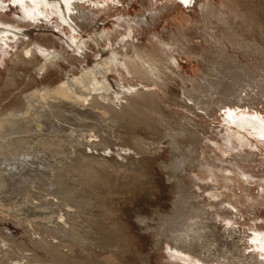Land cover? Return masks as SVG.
<instances>
[{
  "label": "bare ground",
  "instance_id": "6f19581e",
  "mask_svg": "<svg viewBox=\"0 0 264 264\" xmlns=\"http://www.w3.org/2000/svg\"><path fill=\"white\" fill-rule=\"evenodd\" d=\"M80 1L0 0V264L109 263L97 248L117 250L122 242L106 234L99 213L111 214L110 197L152 183L148 162L178 147V136L189 141L181 145L185 154L159 164L182 195L152 228L155 247L164 248L172 264H242L258 256L264 264V229L248 235L251 255L239 253L233 210L241 209L220 190L238 170L255 178L234 162L242 155L236 150L253 139L264 145L258 111L264 107V0H172L177 7L195 1L199 18L184 17L166 33L153 30L147 44L138 37L143 22L153 25L145 13L118 14L114 28L99 25L85 38L83 29L110 2ZM154 4L146 9L156 17ZM199 20L203 25L191 30ZM29 25L51 26L67 38L28 39ZM198 37L204 42L193 41ZM102 45L111 53L101 52ZM182 54L204 71L188 74ZM88 55L97 56L95 64ZM222 109L220 125L212 127ZM163 129L167 146L155 138ZM119 157L126 163L114 160ZM211 213L222 226L205 220ZM227 234L233 237L227 263L203 253L207 239Z\"/></svg>",
  "mask_w": 264,
  "mask_h": 264
},
{
  "label": "rangeland",
  "instance_id": "374dc122",
  "mask_svg": "<svg viewBox=\"0 0 264 264\" xmlns=\"http://www.w3.org/2000/svg\"><path fill=\"white\" fill-rule=\"evenodd\" d=\"M98 1L99 0H91V2H95V4L98 3ZM219 1L221 2V0ZM83 2L86 5L90 4V2L87 0L80 1V3ZM109 2L110 8L106 12H102L101 15L96 18L92 24L87 25L85 27V30L83 29L85 38L89 37L88 35H90L91 32H93L94 28L98 27L99 25L105 26L106 28L110 29L114 28L116 23H118V14L125 13L126 17L131 15L130 18H136L137 15L145 13L148 16V20L150 19L149 21H151L153 25L148 26L145 25V22H143V29L138 37L142 38V42L144 44H147L150 43V40L152 39L151 34L153 30L156 32L166 33L170 28H175L178 22H184V17H188L190 15V18L196 19V17L198 16L197 14L200 13V10L198 8L199 5H194L196 3L195 1V3L192 2V4L183 5L182 7H177V4H175L172 0H115L114 2L109 0ZM143 2L145 3V6L143 5ZM150 3H155L153 7H156L160 10V14H155L156 17H154L153 12L149 13L146 9L147 7H149ZM114 5L116 6L114 7ZM250 5L253 6L255 4L250 2ZM164 6L165 8H163ZM13 7L14 6L12 5V8ZM162 9L163 11H161ZM5 12L10 13L9 16L11 18H14V11L8 9ZM257 13L260 14L261 12ZM198 18L199 17H197V19ZM199 21L191 22L189 24L190 29L198 30V28L203 25V22L201 23L200 21L199 23ZM24 31L26 32L27 36H29L28 39L32 40H34L39 34L52 33H54V35L56 34L59 37L61 36V38H67L66 35H64V32L52 28L51 26L46 28V26L43 25H29L25 27ZM198 38L193 39V41L204 42V37ZM92 46H95V44L92 43ZM99 49L104 54L107 51L111 53V49L105 50V45L99 46ZM88 51H91L90 53H94V51L92 50L88 49ZM12 52H14L13 49ZM87 58L89 64L93 65L95 64L97 56L88 55ZM179 59L183 65V69L187 70L188 74L190 75L198 76L204 71L205 67L203 66V64L192 56L182 54V57L179 56ZM244 61L246 62L247 60L244 59ZM112 74L115 75L116 73L112 72ZM113 75L110 76V79L115 82ZM178 93L179 91L176 90L175 95H177ZM243 94H245L244 91ZM259 108L260 110L258 109V111H261V113L264 114V107L260 105ZM221 112H223V109L217 112L215 117L209 121L210 123L208 122L212 127H218L220 125ZM233 128L235 129L234 126ZM165 131L166 130L163 129L160 136H155L156 139H158V137H161L158 140L163 141L162 146H167L166 141L169 140H167L169 136H167V132ZM178 139V147H170L169 149H166L161 153L158 161L152 160L148 162L146 172H148V175H150L149 177H153L152 183L144 184L142 187L137 188V190L133 189L130 194L128 193V191H126L119 194V196L110 197V206L113 208L111 214L105 216L99 213V216H102L103 220L106 223V234L111 236L114 241L117 238L122 242V245L117 250H115L116 248L114 246H112L108 251L102 252H100L101 250L97 248V253L100 257L111 259V261L107 264H172V262H170V260L166 256V250L164 248L155 247L156 237L152 233V228L155 226L159 227L160 216L163 214H169V212L174 209V202L180 195H182V190L178 188L175 183H170L166 179L168 176L166 173L167 170L162 168L159 164L160 161H167L169 163L174 156L180 157V155L185 154L183 151L185 150V148H187V146H189V141L182 136H178ZM253 140L254 141H252V145H246L245 147H240L236 150L242 155L241 157H239V160L236 159L234 160V162H239L240 164L245 165V169L253 172V174H255V178L246 176L242 174L241 170H238L235 174L237 178L235 180H223V186L220 189L222 191H225L227 195H229L233 200L239 203L241 211L238 212L233 210V215L235 214L233 217L236 220L234 225L235 229L240 231V233L235 234L234 232V234L236 236H240V238L238 237V239L237 237H235V239H233V237L229 236L228 234L220 237H211L206 240L207 242L205 241L204 248H202L203 253L212 252V256H214V258L220 256V260L224 261L225 263L228 262V259L225 257L231 256V252L226 245L227 242L230 243L232 241L231 239H233L234 242L236 241V244L239 245L237 246V251L239 250V253L251 255V252H253L252 249L245 247L248 243V235L253 233L252 229H264V191L261 187L262 184L264 185V145H254L256 139ZM181 145L185 146V148ZM89 151L91 152L92 150L89 149ZM96 153L98 155V152ZM112 155L115 156V152H111L110 157H112ZM194 155L197 156V154ZM148 156L153 157L152 155ZM114 160H119L126 163L127 159L119 157V159ZM191 174L193 173L191 172ZM225 175L230 174L225 173ZM225 184L230 185V187ZM193 189L197 190V187H194ZM18 193L20 194L19 191ZM19 194H17V196H19ZM204 197H207V193H204ZM198 200L202 201L203 197H200ZM209 202H211V199H208L206 203ZM69 204H71L72 207L75 208L73 202H70ZM205 208L210 210L212 209L209 206H205ZM212 213L214 214V211ZM212 213L208 216L206 215L205 220L208 222H215L217 223V225L222 226L223 222L219 221V219L217 218H214L212 216ZM214 215L216 216V214ZM11 225L13 227V231L16 234V237L21 236L22 229L14 226L13 224ZM222 228L220 230L221 233H223V230L225 229ZM228 231L226 229L224 230V232ZM111 249L115 250L114 259H112L113 256L110 252ZM222 252L225 253V255H222ZM257 258L259 260V258L262 257L258 256L256 257V259L250 258V262L244 263L262 264V262L260 260L258 261ZM244 263L242 262V264Z\"/></svg>",
  "mask_w": 264,
  "mask_h": 264
}]
</instances>
